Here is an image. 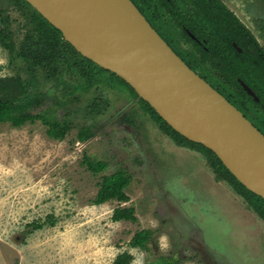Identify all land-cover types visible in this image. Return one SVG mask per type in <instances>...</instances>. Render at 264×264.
<instances>
[{"label":"rangeland","instance_id":"rangeland-1","mask_svg":"<svg viewBox=\"0 0 264 264\" xmlns=\"http://www.w3.org/2000/svg\"><path fill=\"white\" fill-rule=\"evenodd\" d=\"M223 1L252 31L264 24V0ZM0 11L19 48L27 20L10 0H0ZM0 65V76L15 74L1 42ZM81 77L65 75L74 87ZM98 78L50 117L21 127L0 122V264H113L125 251L134 257L130 264L161 255H181L182 264H264V219L254 209L259 199L218 180L208 150L173 139L126 84L106 72ZM55 95L60 89L42 109L54 105ZM94 99L102 102L98 114ZM67 118L73 128L63 139L47 134V122ZM82 128L91 130L90 138L79 139ZM86 155L108 166L94 173ZM119 169L131 175L129 200L95 204L103 176ZM119 206L134 207L137 220H114ZM48 216L54 224L46 223ZM142 229L154 231L148 249L130 244Z\"/></svg>","mask_w":264,"mask_h":264},{"label":"trees","instance_id":"trees-1","mask_svg":"<svg viewBox=\"0 0 264 264\" xmlns=\"http://www.w3.org/2000/svg\"><path fill=\"white\" fill-rule=\"evenodd\" d=\"M142 9L145 8L149 14L150 23L163 35L171 44H175V34L173 25L179 22L188 23L190 30L194 35L198 33L192 28L194 23L201 24L206 22L204 27L210 28L212 22L221 21L219 18L212 16L211 4L209 0H197L196 8L188 9L183 5L184 0H133ZM19 11L22 12L24 18L27 20L25 26L27 27L25 37L21 41L19 48L16 47L12 40L11 30L7 26L8 18L0 11V42L8 49L11 54L15 66V74L0 76V122L10 123L14 127H21L24 124L34 123L39 119H43L46 114L49 115L57 110L59 105H67L69 98L78 88L79 90H89L91 87L99 83V74L101 72L109 73L122 84H126L136 96V91L120 76L106 70L97 65L92 60L80 54L71 43L65 41L62 32L54 27L49 21L44 18L38 11H36L26 0H10ZM214 6V2H213ZM219 9L226 14L227 9L224 5L219 3ZM166 14V17H165ZM221 14V15H224ZM231 15V13H228ZM207 16H211L207 18ZM225 16V15H224ZM214 20H213V19ZM236 20V19H235ZM183 22V23H184ZM214 36L209 33L203 36L208 43L204 48L202 45L190 39L185 33V36L192 40L193 50L186 51L179 45L175 44L174 51L181 56L184 61L195 70L201 77L206 79L212 86L216 87L218 91L223 94L231 103L238 109L243 110L247 104L245 99L246 93L240 86L236 77L239 76L245 79L244 68L237 65L236 61L220 60L219 72L222 79L219 83L215 82L216 77L211 74V66L214 63L211 59V52L215 49V39L218 35L216 28H214ZM224 31V30H218ZM213 34V33H212ZM172 40H170V38ZM222 44L226 36H222ZM229 43L225 42L224 44ZM177 45V46H176ZM217 65V64H215ZM77 72L82 75L79 86H72L65 78L67 72ZM1 72V65H0ZM95 81V83H94ZM107 85L115 86L114 81H106ZM230 84L239 86V90L232 92ZM60 89V95H55L54 105L47 106V109H42L45 105L44 100L50 93L54 94V90ZM99 89V86L96 90ZM48 90V92H47ZM139 97V96H138ZM142 104L148 108L153 118L161 125V127L173 137L178 143L182 145H193L208 150L209 164L212 167L218 180H226L236 189L240 188L246 194L253 196L254 199H259L255 205V210L264 219V199L259 195L248 190L237 178L226 168L219 157L209 148L201 143L193 142L176 130H174L163 118L150 106L148 102L140 98ZM101 101L93 100L92 112L98 114L101 112ZM34 109L39 111L34 112ZM47 134L55 139H63L67 133L73 128L70 119L56 120L47 122ZM92 135L90 129L82 128L79 134L80 140H86ZM85 161L88 168L94 173L101 172L108 166L105 160H94L90 156H85ZM131 181V175L125 169H119L117 172L103 176L100 183V189L94 200L95 204H103L112 199L119 202L129 200L127 187ZM113 219L136 221V211L134 207H117L114 209ZM46 223L54 224L55 221L51 216H48ZM44 225L35 223L34 227L41 228ZM154 231L152 229H142L137 231L130 240L132 247H140L148 249L149 244L153 239ZM133 255L127 251L116 256L113 264H130L133 260ZM183 259L181 255H161L152 261L145 264H182Z\"/></svg>","mask_w":264,"mask_h":264},{"label":"water","instance_id":"water-1","mask_svg":"<svg viewBox=\"0 0 264 264\" xmlns=\"http://www.w3.org/2000/svg\"><path fill=\"white\" fill-rule=\"evenodd\" d=\"M26 1L79 53L123 78L174 130L211 149L264 199V133L173 50L132 0Z\"/></svg>","mask_w":264,"mask_h":264},{"label":"flooded vegetation","instance_id":"flooded-vegetation-1","mask_svg":"<svg viewBox=\"0 0 264 264\" xmlns=\"http://www.w3.org/2000/svg\"><path fill=\"white\" fill-rule=\"evenodd\" d=\"M198 2L199 1L197 0H184L183 5L188 9L196 8V4ZM209 2L211 4L212 16L215 18H219L221 21L215 22L213 24L211 22L209 29L204 27L203 25L206 22H202L201 24L194 23V26L192 28L198 33V35L196 36L191 32V27L188 25V23L184 22V20L182 19L184 23L179 22L173 25L172 30L174 31L176 39L175 44L179 45L186 51H191L193 50V43L190 39H193L204 48H206L205 45L208 43L207 39L204 37L200 39L198 36H203L208 33L214 36L213 30L214 28H216V33H218V35L215 39V49H213V51L211 52V59L212 61H214L211 66V74L213 77H216L214 78L215 82L219 83L218 79L221 80L222 77L219 72L218 65L220 60L223 59L228 61H236L238 66L241 65L244 68V74L246 78L242 79L237 76L236 79L246 93L245 99L247 101V104L243 110H239L244 114V116H246V118H248L252 122L254 126H256L262 133H264V24H261L258 30L252 31L245 25L243 21H241L240 18L237 17L236 13L231 10L230 5L229 8L223 0H209ZM219 3L221 5H224L225 9H227L226 14L222 13V11L219 9ZM135 5L147 18V20L151 22L147 10L145 8L141 9L137 5V3H135ZM228 13H231V15H229ZM221 14H224L225 16ZM210 17L211 16H207V18ZM218 30L224 31H222L221 33V31ZM185 33L190 37V39L185 36ZM161 36L172 48L174 47L175 44L169 43L170 41L167 40V38H165L163 35ZM222 36H226L223 44ZM169 38L170 40H172L171 37ZM182 42L190 45L191 48L189 49L190 46H183ZM225 42L229 43L224 44ZM242 82H244V84L252 90V93H249L245 89V87L242 85ZM230 88L233 93L239 90V86L236 84H230ZM118 89L121 90V88ZM132 93L135 95L134 92Z\"/></svg>","mask_w":264,"mask_h":264}]
</instances>
